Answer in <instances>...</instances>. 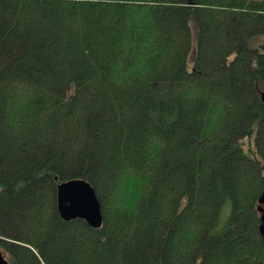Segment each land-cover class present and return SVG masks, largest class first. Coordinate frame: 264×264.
I'll return each mask as SVG.
<instances>
[{"label": "trees", "instance_id": "16d2710c", "mask_svg": "<svg viewBox=\"0 0 264 264\" xmlns=\"http://www.w3.org/2000/svg\"><path fill=\"white\" fill-rule=\"evenodd\" d=\"M259 35L264 0H0L9 264H264ZM73 178L99 228L61 218Z\"/></svg>", "mask_w": 264, "mask_h": 264}, {"label": "water", "instance_id": "95a60500", "mask_svg": "<svg viewBox=\"0 0 264 264\" xmlns=\"http://www.w3.org/2000/svg\"><path fill=\"white\" fill-rule=\"evenodd\" d=\"M264 103V90L260 91ZM257 207L260 213L259 233L264 245V190L258 198ZM57 209L64 220L81 218L93 228L102 225L101 204L94 188L82 178H73L57 186ZM0 264H9L8 259L0 252Z\"/></svg>", "mask_w": 264, "mask_h": 264}, {"label": "rangeland", "instance_id": "374dc122", "mask_svg": "<svg viewBox=\"0 0 264 264\" xmlns=\"http://www.w3.org/2000/svg\"><path fill=\"white\" fill-rule=\"evenodd\" d=\"M264 41V35H259V36H256L252 39V42L254 44H258L259 42H263ZM194 48H195V38L193 40V51H192V55L194 54ZM192 57V56H191Z\"/></svg>", "mask_w": 264, "mask_h": 264}]
</instances>
